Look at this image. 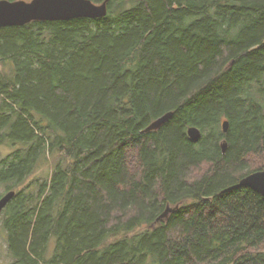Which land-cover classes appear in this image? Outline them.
I'll return each mask as SVG.
<instances>
[{
  "label": "trees",
  "instance_id": "1",
  "mask_svg": "<svg viewBox=\"0 0 264 264\" xmlns=\"http://www.w3.org/2000/svg\"><path fill=\"white\" fill-rule=\"evenodd\" d=\"M91 1L0 29L12 264H264V197L235 187L264 170V0Z\"/></svg>",
  "mask_w": 264,
  "mask_h": 264
},
{
  "label": "water",
  "instance_id": "2",
  "mask_svg": "<svg viewBox=\"0 0 264 264\" xmlns=\"http://www.w3.org/2000/svg\"><path fill=\"white\" fill-rule=\"evenodd\" d=\"M107 1L95 4L91 0H24L8 1L0 0V29L11 26H24L33 21H69L73 19H100L107 16ZM172 112H167L151 121L141 133H149L160 129L172 117ZM222 132L226 133L228 122L221 124ZM186 134L191 140H198L201 132L197 127H189ZM222 153L227 149V143L223 140L220 144ZM236 188H250L257 194L264 197V170L255 171L243 177ZM231 189V188H230ZM230 189L226 190L229 191ZM16 192L11 190L0 196V217L12 201ZM170 208L158 218L162 220L170 212Z\"/></svg>",
  "mask_w": 264,
  "mask_h": 264
},
{
  "label": "rangeland",
  "instance_id": "3",
  "mask_svg": "<svg viewBox=\"0 0 264 264\" xmlns=\"http://www.w3.org/2000/svg\"><path fill=\"white\" fill-rule=\"evenodd\" d=\"M12 149L10 147H0V161L11 153ZM55 164V160L49 158L47 160H43L35 171L26 179V181L22 184L20 188L26 187L28 184L32 182H37L38 180H43V177L47 175L50 171L52 165ZM6 191L5 185L0 186V196H2ZM0 264H12V259L10 258L7 252L5 234L2 232L0 228Z\"/></svg>",
  "mask_w": 264,
  "mask_h": 264
}]
</instances>
